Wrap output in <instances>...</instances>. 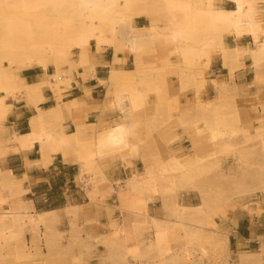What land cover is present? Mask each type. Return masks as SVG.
<instances>
[{"label":"bare ground","instance_id":"6f19581e","mask_svg":"<svg viewBox=\"0 0 264 264\" xmlns=\"http://www.w3.org/2000/svg\"><path fill=\"white\" fill-rule=\"evenodd\" d=\"M226 3L234 8H225ZM263 15L264 0H0V245L14 240L21 244L27 220L51 232L59 219L56 212L32 213L30 204L21 200L23 180L3 169L1 161L3 151L14 145L19 147L13 151L25 152L39 143L45 166L57 152L65 161L76 162L81 176L91 183L85 189L91 200L99 192L97 184L107 182L105 161L122 157L128 174L116 182L113 191L123 218L112 225L114 231L106 241L116 252H155V261L163 264L173 252L170 236L182 246H197L202 252L206 242L227 246L229 233L220 229L218 219L228 215L230 205L221 188L214 187L219 182L235 183V204L264 216V134L258 136L259 161L244 154L255 150L238 151L243 153L240 160L247 169L245 174L226 181L225 175L210 178L220 168L217 153L230 151L225 139L242 133L237 113L230 110L234 104L225 102L222 89L205 102L207 107L198 103L194 116L187 109L176 114L178 107L166 80L167 75H174L182 92L194 87L200 93L206 88V73L215 58L221 60L230 80L245 70L249 59L254 85L261 86ZM140 19L149 24L138 26ZM248 37L253 40L252 48L241 43ZM108 50H112L113 60L106 64L108 79L101 83L108 87V98L119 111L120 121L95 140H87L79 131H67V114L79 109L84 99L66 100L67 93L79 70H83L84 81L95 75V53ZM131 58L133 68L129 69ZM33 67L40 69L42 78L28 85L22 74ZM50 68L52 73H48ZM46 88L55 95L57 105L45 111L38 106L45 100ZM22 99L37 108L38 114L30 120L29 135L8 137L11 104ZM193 127L196 131L189 133ZM188 133L190 155L178 157L174 141ZM245 136L246 144L254 140ZM120 151L127 153H117ZM137 158L144 165L142 173L132 166V159ZM194 191L200 194L199 205L179 202L182 194ZM7 193L12 197L11 212H3L10 199ZM169 194L170 200L165 197ZM157 196L164 199L165 220L149 211V203ZM77 208L68 205L66 209L77 214ZM151 224L153 236L143 239L145 227ZM211 228H215L214 234L208 236ZM247 263L264 264V246L240 252L238 264Z\"/></svg>","mask_w":264,"mask_h":264},{"label":"rangeland","instance_id":"374dc122","mask_svg":"<svg viewBox=\"0 0 264 264\" xmlns=\"http://www.w3.org/2000/svg\"><path fill=\"white\" fill-rule=\"evenodd\" d=\"M224 7L233 9L234 5L232 3H226ZM260 9L262 10V3L260 4ZM148 24L144 19L137 21L138 26ZM230 42L233 44L232 40ZM241 43L246 47L252 48L253 40L248 37L243 39ZM94 49L93 43L91 50L94 51ZM109 52H112V50H109ZM132 60L131 58L129 61V69L133 68ZM51 71L53 72L52 68ZM253 78L254 70L249 59H247L245 70L234 80H230L228 73L223 70L222 62L219 58L213 60L210 70L206 73V88L200 91V93H197L194 87H188L187 93L185 94L180 90L178 80L174 75H167L166 77L169 95L173 103H176L178 107L176 114H179L180 109H187V114L194 116L198 113V103L206 106L205 102L214 99L222 89L225 92V102L234 104L235 108L230 110L237 113L239 120L238 126L241 128L242 133L225 139L229 146L228 150L230 149V151L217 153L218 155L215 157L220 162V168L212 172L210 178L226 176L223 179L226 181L231 178L236 179V176L240 177L245 174L247 169L240 160V155L243 153H238L239 150H255L254 153L244 154L253 155V161H259L261 159L259 151L256 149L259 148V134H264V83L261 86H256L254 85ZM214 81L219 84L214 85ZM226 111L229 112L228 109ZM9 124L8 122L7 125ZM195 131V127L189 129V133H194ZM179 132H182V129ZM189 133L174 141L173 148L182 144L187 150V153H175L178 157L190 155L188 153L190 149ZM245 134L253 136L254 140L248 144L244 143ZM164 144L162 143L163 146ZM157 150L159 151V148ZM139 161V158L132 159L133 163L136 162L132 166L135 171L142 173L144 165L141 161L139 163ZM229 175L231 176L229 177ZM228 183L221 185V182H219L214 184V187L221 188V191L224 192L222 194L224 200L230 205L228 215L218 219L220 229L225 228L229 233L227 246H214L206 242L203 244L206 251L202 252L197 246L184 247L173 239L174 236H170L169 243L173 252L168 256L169 260L163 264H238L239 243H247L245 244L247 245L246 250H258L264 246V238L261 237L254 238V242L241 239V237L247 238L250 233L247 228L252 229L258 222L254 221L253 218H249V215H253V212L244 210L242 206L235 204L238 196L237 186L235 183ZM97 185L105 186L103 183H98ZM115 187L117 188V186ZM112 195V198H114V202L112 201V203L115 206L118 201L117 194L113 191ZM165 197L169 200L172 199L170 194ZM163 200L162 196H157L155 200L156 204L153 208L159 218L165 220L167 217L163 208ZM178 200L181 204L186 205H199L201 203L200 194L195 191L182 194ZM69 213V216L76 218L75 214L72 212ZM239 213H246V218L238 225L236 218ZM258 217H260V225L264 222V216L258 215ZM119 223H121L120 219H118L117 224ZM90 227L91 223L89 222L84 225L81 224L80 226L77 222H71V232L67 236L57 227V223L53 225L51 232H47L46 228L40 223L32 225L27 220L21 244L19 241L14 240L10 243L0 245V264H159L155 261V252L149 254L142 252L139 255H133L125 251H113L107 245L112 233L110 234L108 231V236L106 237H95L88 231ZM261 227L259 228L260 231H262ZM211 231L207 233L208 236H213L215 228H211ZM153 233V225L146 226L143 239H150Z\"/></svg>","mask_w":264,"mask_h":264},{"label":"crops","instance_id":"0c3cea01","mask_svg":"<svg viewBox=\"0 0 264 264\" xmlns=\"http://www.w3.org/2000/svg\"><path fill=\"white\" fill-rule=\"evenodd\" d=\"M95 57L97 60L95 75L84 81L80 75L83 70H79L74 75L72 88L67 93L68 97L66 98V100L84 98L79 109H74L70 115L67 114L65 126L69 133L79 131L81 138L84 137L87 140H95L100 133L120 121L119 111L111 106V101L108 98V87L101 83V81L108 79L106 64L113 60V52L108 50L95 53ZM48 73H52L51 68ZM22 78L28 85L37 83L42 78V72L39 68L33 67L23 72ZM44 98V102L38 106L39 109L46 111L56 107L57 100L51 89H45ZM11 105L12 110L8 120L10 124L7 125L8 137L14 134L18 136L29 135L31 133L30 120L37 116V108L28 106L24 99L12 102ZM16 147L19 145L11 146L3 151L2 166L3 169L12 171L18 179L23 180L25 193L22 194L21 200L30 204L32 213L56 212L59 218L56 222L57 227L67 236L71 232V222H77L79 226L88 222L91 223L88 231L95 237L108 236V231L110 234L114 231L112 225L117 224L118 219L122 222L123 214L118 208L119 202L117 201L115 206L112 203V201L114 202V198H112L113 190H115L114 185L117 181H123L128 174L122 157L115 156L105 161L103 172L107 182L103 184L105 186H99L98 194L91 200L85 190L88 187L91 188V183L89 178L81 176L79 165L76 162L65 161L61 152H57L53 156L52 162L45 166L42 163V150L39 143H35L32 148L25 152L23 150L13 151V148ZM173 149L176 153L186 152L182 144ZM117 153L127 152L120 151ZM87 184L89 185L87 186ZM7 195L10 199L3 212H11L12 197L9 193ZM155 204V201L150 202L148 208L152 215L159 218L153 208ZM68 205L78 207L75 210L76 218L69 216L70 213L66 209ZM245 218L246 213H239L236 218L238 225ZM249 218H253L258 223L252 229L247 228L250 231L249 239L248 237H241V239L254 242V238H264V222L259 225L260 217L254 213L249 215ZM146 222L148 223V221ZM260 227L262 231H260ZM245 244L247 243H239L238 256L240 252L259 250H246L247 245Z\"/></svg>","mask_w":264,"mask_h":264},{"label":"built area","instance_id":"2783aa9c","mask_svg":"<svg viewBox=\"0 0 264 264\" xmlns=\"http://www.w3.org/2000/svg\"><path fill=\"white\" fill-rule=\"evenodd\" d=\"M257 244L259 245V243L257 242Z\"/></svg>","mask_w":264,"mask_h":264}]
</instances>
